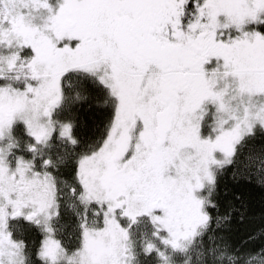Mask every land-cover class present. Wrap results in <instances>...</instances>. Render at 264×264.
Returning <instances> with one entry per match:
<instances>
[{
    "label": "snow or ice",
    "instance_id": "obj_1",
    "mask_svg": "<svg viewBox=\"0 0 264 264\" xmlns=\"http://www.w3.org/2000/svg\"><path fill=\"white\" fill-rule=\"evenodd\" d=\"M0 264H264V0H0Z\"/></svg>",
    "mask_w": 264,
    "mask_h": 264
}]
</instances>
